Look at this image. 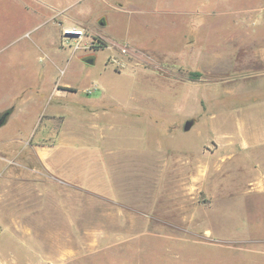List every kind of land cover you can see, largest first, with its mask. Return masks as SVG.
Masks as SVG:
<instances>
[{
	"label": "rangeland",
	"instance_id": "rangeland-1",
	"mask_svg": "<svg viewBox=\"0 0 264 264\" xmlns=\"http://www.w3.org/2000/svg\"><path fill=\"white\" fill-rule=\"evenodd\" d=\"M263 72L264 0H0V264H264L257 161L208 117Z\"/></svg>",
	"mask_w": 264,
	"mask_h": 264
},
{
	"label": "crops",
	"instance_id": "crops-1",
	"mask_svg": "<svg viewBox=\"0 0 264 264\" xmlns=\"http://www.w3.org/2000/svg\"><path fill=\"white\" fill-rule=\"evenodd\" d=\"M74 4H75L74 2H68L66 5L62 3H58L54 6L53 9L58 11V13L63 16L62 27H82L84 26V24H82L81 17L83 16V14H85V11L87 8L83 7V5L82 7H79V3L77 5H74ZM104 39L107 40V38H104ZM261 78L262 79L260 80L258 84V88L260 89V95L262 97L258 99L245 101L242 103L241 102L232 103V105L229 106V108L224 110L225 111L224 114L210 113L209 115L208 114L207 115L212 121V126H217V129H218L217 130L218 135H216L215 140L210 142L211 145H213L218 150H227V151L238 150L241 153H244L246 158L248 157L250 159L257 161L258 181L260 183H263L264 181V72L261 74ZM250 88H254V87L252 86ZM85 89H83L82 91H84ZM63 90L74 92L76 89L72 87L71 85L66 84L65 87H63ZM81 101L88 103L89 99L86 98L85 100H81ZM131 101H136V100L131 99ZM194 101H196L200 107V115H199V118H200L202 111L205 112L206 110V106L204 105H207L208 99H201L199 96ZM180 103H182L183 105L185 101H181ZM217 103L218 101L216 99L211 98V103H210L211 105H214ZM187 104L189 103L187 102ZM82 108L83 107L80 108L81 111H84ZM179 110L183 113V106L179 107ZM103 112H107V111L103 110ZM185 113H184L185 114L184 118H188L189 119L188 121H191L192 126H193V124L195 123V118H192V117L195 115L187 111ZM103 114L106 115V113H103ZM69 134L70 133L67 132L63 134V136L65 135L68 136ZM65 139H66L65 142L60 145V147L64 148V150L66 151L73 150V147L77 146L73 142L74 140L72 139L70 140L67 138ZM199 151H200V148L198 152ZM113 162H115V160H113ZM151 162L152 161H150V164H147V165L148 166L151 165ZM64 163L66 165L68 164L67 161H64ZM106 164H108L109 167L113 166V163L110 161H108ZM80 167L82 169L81 174L77 178L80 180V183L84 185V187L87 188L86 186L87 179H85L83 176L84 168L87 169V162L81 161ZM60 174L61 175L58 176V178L67 180V177L64 175V174H67V172L60 173ZM66 182L68 181H63V183H66ZM109 184H110L109 182H106L103 180L101 183L102 189L107 190L108 192H111L108 190V189L111 190V186ZM112 189H113L112 193L115 194L116 187L114 185L112 186ZM55 196L58 199H64V198L66 199L68 197V194L65 195V193L60 192L59 194L57 193ZM116 196L117 195H113V194L111 195V193H107L103 195V198L113 199V198H116ZM62 207L64 208L63 205ZM69 221L71 223V218L69 219Z\"/></svg>",
	"mask_w": 264,
	"mask_h": 264
},
{
	"label": "built area",
	"instance_id": "built-area-1",
	"mask_svg": "<svg viewBox=\"0 0 264 264\" xmlns=\"http://www.w3.org/2000/svg\"><path fill=\"white\" fill-rule=\"evenodd\" d=\"M83 31L81 29H77L74 27H67L63 30L64 37H74L76 35H82ZM2 231L1 223H0V233Z\"/></svg>",
	"mask_w": 264,
	"mask_h": 264
},
{
	"label": "water",
	"instance_id": "water-1",
	"mask_svg": "<svg viewBox=\"0 0 264 264\" xmlns=\"http://www.w3.org/2000/svg\"><path fill=\"white\" fill-rule=\"evenodd\" d=\"M101 25H104V22H102ZM86 63L92 64L93 63V60L92 59L86 60ZM191 126H192V122L191 121H186L184 123L183 130L184 131H188Z\"/></svg>",
	"mask_w": 264,
	"mask_h": 264
},
{
	"label": "trees",
	"instance_id": "trees-1",
	"mask_svg": "<svg viewBox=\"0 0 264 264\" xmlns=\"http://www.w3.org/2000/svg\"><path fill=\"white\" fill-rule=\"evenodd\" d=\"M100 44L102 45V47H104L105 45L103 44V42L100 41ZM67 90V89H66ZM70 90V89H68ZM9 113L6 112L4 113L1 117H0V125L2 124V122L4 121V119L6 118V116L8 115Z\"/></svg>",
	"mask_w": 264,
	"mask_h": 264
}]
</instances>
